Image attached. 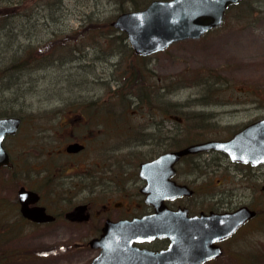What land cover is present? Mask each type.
<instances>
[{
	"label": "rangeland",
	"instance_id": "obj_1",
	"mask_svg": "<svg viewBox=\"0 0 264 264\" xmlns=\"http://www.w3.org/2000/svg\"><path fill=\"white\" fill-rule=\"evenodd\" d=\"M136 1H142L143 7L150 0ZM42 2L34 24L33 19L30 24L16 15L11 19L14 25L0 30V117L22 118L14 137L6 142L10 148L13 143L24 146L31 141L25 138H58L54 145L60 146L63 140L59 138L80 135L82 127L70 134L73 127L60 128V124L85 108L93 111L95 100L99 105L110 96L114 108V93L129 95L132 81L128 73L136 70L145 74L147 84L155 85H147L146 91L164 86L163 127L158 138H228L264 116V0H241L227 10L221 25L197 39L175 41L148 58H137L129 49L88 39L108 35L112 30L107 29V22L130 0H63L60 12L55 9L57 0ZM49 12H55L54 22ZM16 63L24 65L17 72L8 70ZM129 108L133 111L127 117L121 115V125L113 131L101 129L99 123L100 140L92 142L89 150L99 145L101 150L122 151L125 144L119 142L124 138H147L145 132L155 133L151 125L156 111L132 105ZM109 121L103 123L111 129L115 125ZM34 159L33 168L43 170L64 161L58 156L49 164L43 157ZM31 161L32 157L28 158L29 166ZM252 179L246 176L243 180L252 183L254 190L242 188V200L251 201L255 195L264 208V179ZM2 188L0 185V204ZM206 188L217 191L212 180ZM1 212L0 231L11 225ZM251 225L226 245V255L214 264H264V218ZM74 230L69 224L59 228L51 225L33 230L26 238L0 237V251L4 248L0 263L88 264L98 250L88 244L76 247V243L89 240L71 236ZM46 248L53 251L47 249L46 255L37 252ZM29 252L32 256H26Z\"/></svg>",
	"mask_w": 264,
	"mask_h": 264
},
{
	"label": "flooded vegetation",
	"instance_id": "obj_2",
	"mask_svg": "<svg viewBox=\"0 0 264 264\" xmlns=\"http://www.w3.org/2000/svg\"><path fill=\"white\" fill-rule=\"evenodd\" d=\"M146 89L142 97V109L146 108L151 112L145 107L151 104L157 112L151 125L155 133L145 132L147 138H124L119 142L125 144L122 151H116L115 148L101 150L99 145L89 150L92 142L100 140L97 138L99 121L96 100L91 119L82 110L78 115L75 113L67 116L60 124V128L73 127L70 134L76 132L74 128L78 127V132L83 128L80 135L59 138L63 140L60 146L54 145L58 138H43L45 141L41 138H25L31 141L24 146L23 143L21 146L13 143L10 148L6 142L14 134L3 137L2 145L7 152L8 161L0 165V185L4 192L0 209L11 225L0 231V237L12 238L16 235L26 238L35 229L42 230L51 225L59 228L69 224L76 229L70 232L71 236L90 240L101 235L105 222L141 218L154 213L155 205L165 206L169 210L184 209L186 215L181 216L183 219L210 213H230L240 207L253 210L255 215L231 236L215 241L214 245L220 247L221 254L203 262L214 264L223 254L226 255V245L231 244L239 232L264 218L262 202H258L255 195L251 201H244L241 192L244 187L254 190L252 183L243 182L246 176H253L255 180L264 179V163L232 161L224 152L213 149L187 152L174 159L169 157L170 152L192 144L227 138H188L183 141L179 138H158L163 127L161 106H164V88L157 86L149 92ZM73 143L79 145V148L67 150L68 145ZM35 156L37 159L43 157L48 160L47 164L56 156L64 158V161L43 170L40 167L33 168ZM30 157L32 161L29 166L27 161ZM37 162L43 163V160ZM141 164H144L142 173ZM229 171L233 176L229 175ZM215 174H219V177L212 178ZM211 180L217 188L216 192H210L206 188ZM7 184H12V187ZM173 185L185 186L186 193L175 195L171 189ZM76 207L77 219H68L66 215ZM23 208L34 217L50 219H32L24 215ZM42 234L46 232L43 231ZM86 244L88 243H76L75 246L83 247ZM169 244V238L158 236L132 243L136 248L151 252L164 250ZM2 254L4 248L0 251V255ZM16 262L19 263L18 258Z\"/></svg>",
	"mask_w": 264,
	"mask_h": 264
},
{
	"label": "water",
	"instance_id": "obj_3",
	"mask_svg": "<svg viewBox=\"0 0 264 264\" xmlns=\"http://www.w3.org/2000/svg\"><path fill=\"white\" fill-rule=\"evenodd\" d=\"M240 0H151L140 9L117 14L110 24L125 33L128 44L137 55H148L164 50L171 43L183 39H196L223 22L225 10ZM20 122L16 116L0 118V165L6 164L8 155L2 146L6 134L15 133ZM79 148L70 144L67 150ZM218 150L232 161L264 163V117L252 121L234 132L229 139L207 140L170 152L173 158L187 152ZM144 167L141 164V172ZM175 195L186 193L183 185H173ZM78 208L69 212L68 219L76 220ZM42 221L47 217H34ZM183 210H169L155 205V212L131 221H107L101 235L88 241L98 253L88 264H203L209 258L221 254L215 241L226 239L248 219L255 215L253 210L240 207L230 213L194 216L183 219ZM185 217V216H184ZM81 219V218H80ZM167 237L169 246L159 252L139 249L134 241Z\"/></svg>",
	"mask_w": 264,
	"mask_h": 264
},
{
	"label": "trees",
	"instance_id": "obj_4",
	"mask_svg": "<svg viewBox=\"0 0 264 264\" xmlns=\"http://www.w3.org/2000/svg\"><path fill=\"white\" fill-rule=\"evenodd\" d=\"M42 1H45V0H0V23H1L0 30H1V32L3 29L6 30L7 28L11 27V25H14V22H12L11 19H13L14 16H16V15L18 17H20V21L23 20L26 22H30V24H31L32 19H33V24H34L35 19L37 20V18H38V16H37L39 13L38 10H41L43 7ZM57 1H58V5L55 7V9L57 10L56 12H60L62 9L63 0H57ZM140 7H142V1L140 3H138L136 0H130V2L127 3V6H125V7L119 6V8H120L119 11L122 12V11L129 9V8L130 9H137ZM54 13L55 12H53V13L49 12L48 13L52 22H54L56 20V18L52 17L54 15ZM57 15H58V13H57ZM106 26H108L107 29L112 30L110 33H108V35H100L98 37L91 36L88 39H90V38L98 39L104 45H108L109 47L121 48L122 50L123 49H129L131 56L135 55L137 58L138 57L141 58V56H138L132 52V50L130 49V47L128 46V44L126 42V36L123 32H120V31L114 29L110 25V21L107 22ZM22 52L24 53L25 51H22ZM27 54H28V52H27ZM119 55H121V54H119ZM23 65L24 64H17L16 63V64H13L11 67H9L8 70H12L14 72H17L18 70H20V68L23 67ZM127 78H130L132 81L129 84L130 85V87H129L130 92H129L128 96H125L124 93L120 94V92L114 93L115 94V100H116V102H113L114 108H112V106H111V104H112L111 100L112 99L110 96H109L110 99H106L107 100L106 102H104L103 100H101L99 102L100 104L98 105V120H99V123L101 125V129L103 128V129L111 132L117 126H120L121 125L120 122L122 119H119V117L121 115H124L125 117H127L129 115V113H131L133 111L132 108L131 109L129 108L131 105L136 107V108L137 107H143V98L142 97L144 96V91L147 88V85H151L152 87L155 86V85L146 83L145 74H143L142 71H138V70H136V72L131 71L128 73ZM156 87H157V85H156ZM163 88H164V86H163ZM106 105L108 107L104 108V106H106ZM145 107H148L149 109L154 110V108L152 107L151 104H149L148 106L145 105ZM83 111L85 112L84 114H87L90 119L92 118L93 111H90V110L86 111V109H83ZM109 118L111 119V121H109V122L112 123L113 125H115L111 129L107 128L105 126V124L103 123V121L107 122L109 120ZM99 130H100V128H99ZM171 138H175V137L172 136ZM47 249L50 250L51 252L53 251L52 248L51 249L46 248V249L38 250L37 252H40L42 255H46ZM26 256H32V255L29 252L28 255H26Z\"/></svg>",
	"mask_w": 264,
	"mask_h": 264
}]
</instances>
